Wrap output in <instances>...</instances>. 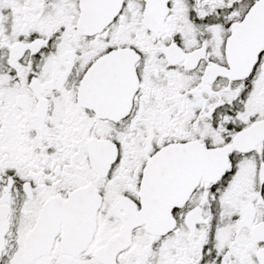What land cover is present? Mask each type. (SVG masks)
<instances>
[{
  "label": "snow or ice",
  "instance_id": "obj_1",
  "mask_svg": "<svg viewBox=\"0 0 264 264\" xmlns=\"http://www.w3.org/2000/svg\"><path fill=\"white\" fill-rule=\"evenodd\" d=\"M0 264H264V0H0Z\"/></svg>",
  "mask_w": 264,
  "mask_h": 264
}]
</instances>
